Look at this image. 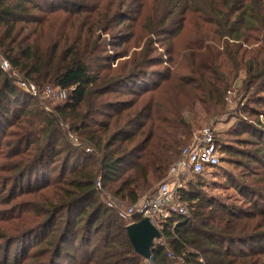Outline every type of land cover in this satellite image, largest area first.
Wrapping results in <instances>:
<instances>
[{
    "label": "trees",
    "instance_id": "16d2710c",
    "mask_svg": "<svg viewBox=\"0 0 264 264\" xmlns=\"http://www.w3.org/2000/svg\"><path fill=\"white\" fill-rule=\"evenodd\" d=\"M190 20L196 37L186 43L185 73L154 80L162 63L156 37L173 40ZM209 40L215 45H204ZM256 42L263 53L264 0H0V54L23 81L66 92L46 113L0 68V222L15 223L12 243L21 242L23 254L11 262L0 251V264H264V134L240 116L258 115L260 97L236 113L243 131L226 133L241 151L214 133L219 162L225 153L244 159V168L259 166L246 172L252 181L232 182L241 207L182 189L190 216L170 217L151 262L127 236L139 217L118 213L193 141L185 111L199 104L211 120L222 114L238 58ZM108 46L121 53L112 58ZM131 46L140 49L111 67ZM246 65L240 98L264 91V56ZM169 80L174 91L158 100ZM60 121L80 145L67 141ZM108 196L120 205L108 206Z\"/></svg>",
    "mask_w": 264,
    "mask_h": 264
},
{
    "label": "rangeland",
    "instance_id": "374dc122",
    "mask_svg": "<svg viewBox=\"0 0 264 264\" xmlns=\"http://www.w3.org/2000/svg\"><path fill=\"white\" fill-rule=\"evenodd\" d=\"M206 28H209L210 25L207 24L205 26ZM195 30L193 21L190 20L189 22H186L179 34L173 39H166L165 36H158L156 37V40L158 41L155 44L156 48V54H160V58L162 60V63L158 66L153 68L151 71L154 72V80H158L161 78V76L165 75L166 72L172 71L174 73L173 75L176 77L177 75L183 74L186 71V59L187 55L189 54L188 51H185L186 43L190 45V42L195 39V35L193 34V31ZM211 30V28H210ZM108 37V41L111 40ZM116 41V40H114ZM260 42H256L254 44H250L251 46H248L247 51H253V54L247 53L244 58H238L239 59V70L236 75V78L232 80V84L230 85L231 88H233L234 92L233 95L230 96L229 100L225 99L226 105H224V108L222 109V114L221 115H216L213 120L210 119L208 115H206L202 109V107L199 104L195 105L194 111H185V117L187 120L191 123L192 125V136L193 139L194 137L198 136L200 131L205 127V126H211L214 129V132L216 133V136L219 135V139L224 140L225 142L230 145V147L234 149H239L241 151L242 147L238 146L236 147L235 144V136H232L228 133L230 130L235 127V129L242 130L244 129V126H239L237 124H234L236 121V113L238 114L241 108L245 107L246 111H249L252 106L248 104L249 99H256L258 97L260 101V109L258 111V115L254 116H248L247 114H244L240 112V116H242L247 122H249L251 125V129H260L262 131V134H264V91L262 92H249L247 95H244L243 97L240 98L238 90L240 89V86L242 84V80L245 77L247 65L246 62H248L249 59H252L254 56H259L260 58L264 56V52L259 54L256 51L257 45H259ZM211 44L215 45L212 43L210 40L207 41L206 43L204 42V45ZM221 45V44H220ZM128 47V45L126 46ZM170 48L172 49V52L170 53ZM140 48L133 47L131 46L128 49V55L126 57H120L116 60H112V65L111 67H114L117 63H121L122 61H125L129 55L132 52L139 51ZM119 48H111L107 47L106 53H110V56L116 57L115 53H121L119 52ZM5 59L3 56L0 54V64L2 61ZM7 61V60H5ZM8 75L11 77L13 76L16 80L18 81H23L21 76L13 70V68L10 66V69L7 71ZM48 86V85H45ZM50 86V85H49ZM43 89L41 86L39 90ZM45 88V87H44ZM52 88H54L52 86ZM174 91V86L170 85V80L168 82H164L161 84V88L156 91L157 95L156 98L160 100L163 97L170 96V92ZM155 92V93H156ZM227 95V92L225 93V97ZM37 100L40 102L39 105L42 107V110H44L46 113H52L53 108L58 105L57 101L58 99L50 101L47 99H44L43 96H37ZM238 100H240V103H237ZM32 102L30 106H33ZM248 104V105H247ZM38 105V104H37ZM38 105V106H39ZM236 125V126H235ZM60 128L62 131L65 133V137L67 138V141L71 144L73 143L75 146L81 144V138L74 133L70 129V124L68 122H63L60 121L59 124ZM256 127V128H254ZM246 133V130H245ZM246 136V134H243L240 136L239 139H243ZM73 137V138H72ZM75 139V140H74ZM73 145V146H74ZM243 149H247L244 147ZM222 160L220 159L219 165L212 169L209 173L205 172L206 174L204 176H198L195 177L193 174L188 175L189 177L187 178L184 191H192L193 189L201 191L202 193H207V194H212L215 196V198L222 199L220 195L224 197L225 201L229 206H232L233 204L237 207L242 206V201L241 198L236 194V191L234 190V187L231 186L233 181H236L238 184H242L244 182L252 181V176H246V172H250L251 169H259L258 165H254L253 163L249 166L250 169L244 168L241 166L243 163H245L244 159L237 157H229L226 159L228 156L225 153L221 154ZM220 157V158H221ZM241 164V165H238ZM241 176V177H240ZM158 180L153 182L152 186L144 192L143 196H148L152 194L159 183L162 181ZM197 185V188L195 186ZM108 198H112L111 196H108ZM113 199V198H112ZM120 204L118 203V206ZM130 203H124L121 206V209H124L128 207ZM130 218V217H129ZM15 227L14 222H9V223H1L0 222V248H2V254L4 253L5 255L8 254L9 259L11 262L13 260L19 259L21 257L22 251L21 247L18 243H12V229ZM3 237V238H2ZM17 245V246H16ZM1 254V252H0Z\"/></svg>",
    "mask_w": 264,
    "mask_h": 264
},
{
    "label": "built area",
    "instance_id": "2783aa9c",
    "mask_svg": "<svg viewBox=\"0 0 264 264\" xmlns=\"http://www.w3.org/2000/svg\"><path fill=\"white\" fill-rule=\"evenodd\" d=\"M0 68L3 71H8L10 65L4 60L1 62ZM17 82L31 95L43 96L44 99L50 101L61 100L66 96V92L60 88L45 86L39 90L32 82ZM233 92V88L228 89L225 99L229 100ZM214 133L213 127L205 126L189 145L181 149L179 157L169 165L165 177L156 190L151 195L139 198L124 209L118 208L119 216L122 218L138 216L139 219L148 217L160 232L172 216L179 215L187 219L190 216V208L181 199L180 192L185 187L188 175L198 174L205 167L219 163V152ZM86 150L88 151V148ZM96 187L101 188L100 178L96 181ZM107 204L118 207L117 201L112 198H108ZM169 228L173 229V225ZM157 241H160V238Z\"/></svg>",
    "mask_w": 264,
    "mask_h": 264
},
{
    "label": "water",
    "instance_id": "95a60500",
    "mask_svg": "<svg viewBox=\"0 0 264 264\" xmlns=\"http://www.w3.org/2000/svg\"><path fill=\"white\" fill-rule=\"evenodd\" d=\"M127 236L133 249L145 260L151 262V248L154 240L161 237L160 231L148 217H143L126 226Z\"/></svg>",
    "mask_w": 264,
    "mask_h": 264
}]
</instances>
